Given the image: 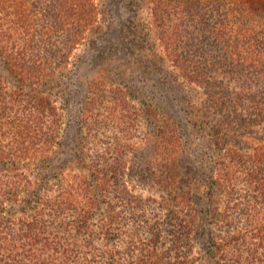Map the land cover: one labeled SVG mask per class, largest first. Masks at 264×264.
<instances>
[{"label": "trees", "instance_id": "16d2710c", "mask_svg": "<svg viewBox=\"0 0 264 264\" xmlns=\"http://www.w3.org/2000/svg\"><path fill=\"white\" fill-rule=\"evenodd\" d=\"M150 2L153 30L137 35L171 51L153 56L173 67L160 81L171 126L167 141L152 134L158 151L140 166L138 147L102 135L120 122L92 99L108 65L82 77L90 97L76 107L63 84L73 112L56 90L87 35L106 33L94 0H0V264H264V0ZM148 60L136 71L150 73ZM238 67L259 85L237 84ZM188 88L203 90L200 102ZM112 101L121 114L125 97ZM201 133L209 152L195 145ZM136 174L162 201L144 203L124 180ZM150 201L168 209L169 229L128 224Z\"/></svg>", "mask_w": 264, "mask_h": 264}, {"label": "rangeland", "instance_id": "374dc122", "mask_svg": "<svg viewBox=\"0 0 264 264\" xmlns=\"http://www.w3.org/2000/svg\"><path fill=\"white\" fill-rule=\"evenodd\" d=\"M94 3L101 13L98 21L104 24L105 20H107L104 26L106 33L102 36H97L96 33L88 34L87 40L84 41V44L80 45L73 51L69 69L65 72L63 82H61L56 88L57 91H60V104L64 105L65 109L66 107H69L64 112L66 114L70 111V107H72L70 103L65 101L66 97H61V91H65L63 84H70L69 87L72 89L71 91L74 92V98L71 99L70 102H73L75 107L77 102L81 103V101H88L90 95H87V91L85 90L86 82L82 77L86 76L90 79L89 81L92 82L96 77L98 78L97 73L100 70L97 65L99 63L103 66L108 65L107 69L105 67L103 74L104 80L102 81L104 83L102 82L99 84L101 85L102 90L96 92L95 95L92 96V99L99 97L101 102L104 103L103 113L105 118H112L110 120H113V118L114 120L120 118V122L115 121L118 124H115L114 126L111 125V122L104 123V129L101 130L103 133L102 135H104L105 140L108 138L106 140L108 141L109 138H113L114 135L117 134V137L120 139V147L123 146L126 148L125 141L134 144L136 148L138 147V154H141V152H144L145 154V157L144 154L139 156L136 162L139 165H144V159H149L150 155L158 151L155 146L156 138L155 136H152V134L156 133V135L163 137V141L164 139L167 141L169 138L168 130H170L171 124L168 123V112L166 111L170 112V110L167 106V100L161 95L167 93V86L161 85L160 81L165 83L170 79L169 76L173 73V67L170 62L162 61V63H160L158 58L154 57L155 55L165 57V55L171 51L169 49H164L161 45H155L153 43L154 40L151 39V42L146 44L145 42H142L141 37L137 35L138 30L136 27L142 28L139 24L145 23L151 30H153L150 0H140L138 2L136 0H94ZM142 47H147V53L143 51L145 48ZM98 53H104V55L96 59L95 55ZM91 56L93 57V61L92 63H89L88 61ZM148 59H151V61L155 63L150 69V73L142 74L143 70H139V72L136 71V69H143L144 64L141 63L144 61L149 62ZM137 63H139V65H137ZM154 67L157 72L154 71ZM126 69L129 70L126 72ZM158 70L160 71L159 74ZM236 71L240 72L241 75V80H238L237 84L242 83V85H245V83L249 81V78L254 81L253 86L256 83L259 85L258 82H261V80L264 82V79L260 80L253 76L256 72L253 70H251V72L248 68L240 69L238 67ZM249 71L251 72L250 74H248ZM224 83L234 84V82L229 79H226ZM154 86L158 87V92ZM192 88L187 89V94L189 93L190 95L189 98L191 97L192 101L200 102L199 97H201L203 90L198 89L192 91ZM149 89H152V92H150ZM114 97H121V99L125 97V109L121 108V114L117 110H114L115 107L111 106ZM129 97H133L132 100H130L132 105L131 102L126 99ZM151 106L152 108H150ZM153 106H160V110L157 112H154L153 110L154 113H151L152 116H150L147 111L155 109ZM125 110H128V112L125 113ZM133 111H135L134 120H132V118L128 119L127 114L133 113ZM122 113L126 116V121L125 119H121V116L123 115ZM128 122H132V125L130 126ZM202 135L204 134L201 133L199 139L195 141V145H201L202 149L205 148L207 149V152H209L210 149L206 148L207 139H203ZM150 141H154V143L148 144ZM138 145H140V147ZM163 147L167 149L168 145L164 142ZM187 148L188 146H186V149ZM197 155L201 154L199 153ZM205 159L204 156H198L199 166L200 164L210 166V164L205 162ZM140 166L137 168L140 169ZM152 168L154 170L153 165ZM127 172H129V170L126 171V173ZM136 177H138V174H136V176L126 175L124 180L133 185H140V187L138 186L134 191H137L139 195L144 196V203L148 200L147 198H153L154 201H162V198H160L161 191L157 187L152 186L150 181L145 184L142 182L140 183ZM154 201H150L146 204L148 206L144 213L142 210L138 209L136 215L126 213L125 216L128 224L131 226L135 224L139 229H147L143 223L144 220L152 225H158L159 223L157 221H159L162 223L158 229H169V226H167V220L169 218L168 209H160ZM142 215H144V217H142ZM163 231L164 236H168L166 231Z\"/></svg>", "mask_w": 264, "mask_h": 264}]
</instances>
